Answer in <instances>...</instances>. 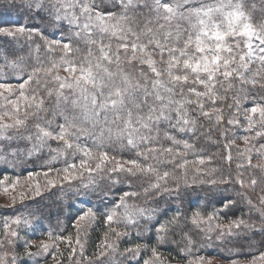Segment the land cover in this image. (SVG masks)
<instances>
[{
  "label": "snow or ice",
  "instance_id": "snow-or-ice-1",
  "mask_svg": "<svg viewBox=\"0 0 264 264\" xmlns=\"http://www.w3.org/2000/svg\"><path fill=\"white\" fill-rule=\"evenodd\" d=\"M0 11L18 14L0 23V186L39 163L27 175L44 183L25 198L65 184L78 197L74 236L39 201L4 213L0 249L12 251L0 264H64L61 245L68 264H169L165 245L184 264H211L201 252L216 248L225 264H264V0H3ZM37 233L47 240L33 252Z\"/></svg>",
  "mask_w": 264,
  "mask_h": 264
},
{
  "label": "trees",
  "instance_id": "trees-1",
  "mask_svg": "<svg viewBox=\"0 0 264 264\" xmlns=\"http://www.w3.org/2000/svg\"><path fill=\"white\" fill-rule=\"evenodd\" d=\"M3 4V0L0 2V5ZM257 4H259V0H257ZM18 20V14L16 12H6V11H0V23H4L6 25H11L12 23H15ZM27 21L25 20H20V23H26ZM7 38L5 37H0V42H3L4 40H6ZM61 74V73H60ZM238 142V141H237ZM239 143H241V141H239ZM223 145L221 144V147ZM237 147V146H236ZM244 147V145H243ZM12 172H14V175H25V173L28 172H40L41 168L39 163L36 164H32V163H28L27 167H17L14 170H11ZM76 184L79 183V181L75 182ZM198 191V188H197ZM45 192L43 194L42 199L39 201L40 204L42 206H44V212L45 215L48 214L49 210H51L52 213H57L63 210V207L65 206L63 203L61 202H70L68 204H71L72 201H74L75 199H77L78 197H76L74 190H72L70 188L69 185L65 184L63 189H60L59 187L57 188H53L51 190H47L45 189ZM201 199L203 198V193L199 194ZM41 198V197H38ZM68 200V201H67ZM187 200H192L193 202H195L197 200V192H193L190 191L189 195L186 197V201ZM66 204V205H68ZM195 210V209H194ZM4 213H8L9 215L11 214L10 212H4ZM3 215L4 214H0ZM239 215V214H237ZM54 218V215H53ZM233 218V217H231ZM1 220V219H0ZM60 223H57L56 221L53 222V220L51 221V226L52 229H54L57 233H60L61 231L59 230H63L64 231V227L66 225V222H64L63 220H60ZM98 225L100 226L99 229H95V231H91L90 235H89V240H92V246H96L99 244L100 240L103 238L104 233L106 232V229L104 227V224L102 221H100L98 223ZM177 239H179V237H177ZM133 241L128 240L127 238L125 239V241L123 243H121L120 245V251L123 252L124 248L126 246H128L130 243H132ZM95 248H92V252L94 253ZM201 254H211L209 256L210 257H216L218 259H220L221 256L223 257H228L229 253L225 250V249H206L203 252H201ZM162 255L165 257V259L168 260L169 264H184V262H182L177 254V250L175 249L174 245H165L162 247ZM120 257L117 255L114 259H113V263L112 264H120L119 262ZM30 264V263H29Z\"/></svg>",
  "mask_w": 264,
  "mask_h": 264
},
{
  "label": "rangeland",
  "instance_id": "rangeland-1",
  "mask_svg": "<svg viewBox=\"0 0 264 264\" xmlns=\"http://www.w3.org/2000/svg\"><path fill=\"white\" fill-rule=\"evenodd\" d=\"M2 0H0L1 2ZM61 75L63 76L64 73L61 72ZM236 146L238 148H243V143H239V141L237 142ZM23 167H27V164L23 165ZM41 172V171H40ZM17 177H19V182L15 185V187H7V189H5L4 186H0V214H4V212H12V209H13V206L16 208V209H22L23 208V205L25 204H29V205H35V202L36 201H40L42 199L41 198H38V197H34V198H25V194H30L31 193V190L32 188L34 187L35 183L37 181H39L41 184L44 183V177L42 175L40 176H34L32 177L31 179L28 177L27 173H25V175H9V184L11 183L12 180H15ZM0 178H3L2 176H0ZM46 193L45 190L43 192V194ZM15 199V204L13 205V201ZM78 199V198H77ZM68 201V200H67ZM63 203L65 206L63 207V210L61 211V216H60V220H63L64 222H66L67 224V230L69 233H71L73 236L75 235V230L72 229L71 227V224L67 222L66 220V217L70 216V215H74V210H70L66 204L70 203L69 201L68 202H61ZM74 201L71 202V204H73ZM81 205H76V208H80ZM27 213V210L24 211V214ZM54 215V218L52 219L53 222H57V219L55 218V213H53ZM4 217L3 215H0V219L2 220ZM229 219H232L231 217H229ZM220 223L222 224H227L228 223V220H225V219H221ZM45 227L47 228L48 227V224L47 222L45 223ZM99 229L100 226L97 225L95 227V229ZM121 231L123 229H120ZM59 231H63V230H59ZM91 231L89 232V235H90ZM29 235H31L29 233ZM37 239L34 240V241H31V243L33 244V247H32V251L35 252L37 250V247L42 240L46 241L47 240V237L46 236H41L39 233H37ZM28 237H23L19 243L21 245H23L24 241L27 240ZM92 240H89V236H88V239H87V247H86V251H87V254L89 256H92L93 255V252H92V248H95L96 246H92ZM61 250L64 252V264H68V261H67V251L64 250V245H61ZM7 250L8 252H11L12 251V246H6L5 249H0V251H5ZM18 254L20 255H23V248L19 249L18 250ZM44 259L45 257L44 256H38V257H34L33 260H30L29 263L30 264H34V261L38 260L39 261V264H44ZM113 257L112 256H109V257H106L105 260H106V264H112L113 263ZM211 259V264H225V262L221 261L220 259L216 258V257H210ZM120 262V260H119ZM48 264H53V261L51 260V258H48Z\"/></svg>",
  "mask_w": 264,
  "mask_h": 264
}]
</instances>
